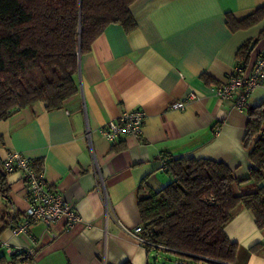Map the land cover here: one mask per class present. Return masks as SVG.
Here are the masks:
<instances>
[{"label":"crops","instance_id":"0c3cea01","mask_svg":"<svg viewBox=\"0 0 264 264\" xmlns=\"http://www.w3.org/2000/svg\"><path fill=\"white\" fill-rule=\"evenodd\" d=\"M263 4L134 0L130 12L136 27L126 32L120 24H109L80 54L75 95L59 108L35 102L0 120V159L8 151H20L41 163L48 185L58 188L79 215L68 228L57 221L49 227L32 223L28 233L18 236L0 230L7 245L0 247V257L8 261L2 264H14L11 255L29 248L34 250L30 264H150L153 251L134 241L126 229L141 224L136 204L141 181H169L158 174L165 173L160 169L166 159L162 155L208 158L226 164L236 177H246L250 162L242 138L247 112L221 101L215 89L234 65L243 63L237 57L240 47L264 28L263 20L231 31L226 14L241 19ZM249 48L248 66L264 54V37ZM202 73L215 83L205 84ZM190 92L195 98L184 110L167 108ZM262 101L264 85L249 97L250 105ZM134 109L145 112L140 138L125 137L113 145L99 134L104 123ZM6 181L13 212L19 215L26 207L21 175L8 174ZM260 185L264 187V181ZM251 189L250 182H244L237 193ZM7 210L0 198V215ZM224 231L238 245L232 264H264V246L259 247L264 231L250 210L237 206Z\"/></svg>","mask_w":264,"mask_h":264},{"label":"trees","instance_id":"16d2710c","mask_svg":"<svg viewBox=\"0 0 264 264\" xmlns=\"http://www.w3.org/2000/svg\"><path fill=\"white\" fill-rule=\"evenodd\" d=\"M133 2L0 0V120L35 102H44L47 109L59 108L75 95L80 54L90 49L109 24L132 31L136 27L130 12ZM263 20L264 4L241 19L226 14L231 31ZM263 37L264 28L240 47L237 57L243 64L248 61L249 47ZM200 77L207 85L215 83L208 73ZM246 112L242 138L250 162L246 177H236L223 162L164 154L169 182L153 188L144 178L138 185L136 204L143 235L165 248L146 245L148 252L170 251L203 264L234 263L238 245L226 236L224 227L239 205L253 213L255 224L264 231V187L260 185L264 181V101L249 105ZM244 182H250L252 189L237 193ZM8 193L2 175L0 196ZM3 218L0 215V221ZM21 253L11 255L9 262L24 261ZM0 261L8 262L1 257Z\"/></svg>","mask_w":264,"mask_h":264},{"label":"built area","instance_id":"2783aa9c","mask_svg":"<svg viewBox=\"0 0 264 264\" xmlns=\"http://www.w3.org/2000/svg\"><path fill=\"white\" fill-rule=\"evenodd\" d=\"M264 85V54L258 55L255 61L247 64L237 63L227 76L226 81L215 89V95L221 101H230L232 107L238 110L249 108V97L256 87ZM195 98L194 92L188 93L181 100L171 102L167 108L170 110H184L186 104ZM145 112L142 109H134L122 112L116 119L109 120L99 127V134L110 144H117L125 137L140 138L143 133ZM86 137L90 138L89 129L86 130ZM161 170L165 169L166 161L163 160ZM13 173L21 175L26 207L17 215L14 213V205L7 194H1L0 198L7 204V213L0 221V230L7 229L12 235L18 236L29 232L30 225L41 222L46 227L57 221H61L68 228L78 220L74 204L66 201L60 190L48 185L44 176L42 164L34 162L23 152L8 151L0 159V186L1 176ZM128 235L141 245H151L160 249L163 246L150 242L143 235V226L136 225L126 229ZM0 238V247L7 246ZM34 256L33 248L25 249L22 253L24 261L18 264H30Z\"/></svg>","mask_w":264,"mask_h":264},{"label":"rangeland","instance_id":"374dc122","mask_svg":"<svg viewBox=\"0 0 264 264\" xmlns=\"http://www.w3.org/2000/svg\"><path fill=\"white\" fill-rule=\"evenodd\" d=\"M158 174H159V176L166 177V178H168V180H170V176L168 174L161 173V172H158ZM168 182L169 181H167V183ZM149 184H150V186H152L154 188H159V187L165 185L166 183L163 185L162 184L161 185H155V184H151V183H149ZM155 264H203V263L195 261L192 258L180 256V255L175 254V253L170 252V251H159Z\"/></svg>","mask_w":264,"mask_h":264},{"label":"water","instance_id":"95a60500","mask_svg":"<svg viewBox=\"0 0 264 264\" xmlns=\"http://www.w3.org/2000/svg\"><path fill=\"white\" fill-rule=\"evenodd\" d=\"M156 257H157V254H156L155 252H153V253H151V254L149 255L150 262H151L152 264H155V262H156Z\"/></svg>","mask_w":264,"mask_h":264},{"label":"bare ground","instance_id":"6f19581e","mask_svg":"<svg viewBox=\"0 0 264 264\" xmlns=\"http://www.w3.org/2000/svg\"><path fill=\"white\" fill-rule=\"evenodd\" d=\"M119 142H120V141H119ZM119 142H118V143H119ZM118 143H117V144H118ZM114 145H116V144H114ZM163 160H166V159L164 158V159H162V161H163ZM162 161H161V163H162ZM36 163H37V162H36ZM40 164H41V163H40ZM161 168H162V165H161ZM161 168H160V169H161ZM165 169H166V166H165ZM165 169H163V171H164ZM7 195H8V194H7ZM5 215H6V214H5ZM5 215H4V216H5ZM1 221H2V220H1ZM23 252H24V250L22 251V253H23ZM16 253H19V252H16ZM22 253H21V254H22ZM13 254H14V253H13ZM156 254H157V253H156ZM156 259H157V257H156ZM30 260H31V259H30Z\"/></svg>","mask_w":264,"mask_h":264}]
</instances>
